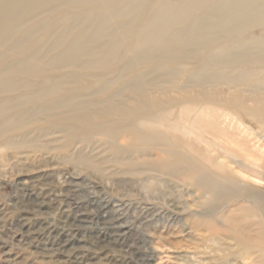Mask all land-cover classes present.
<instances>
[{
	"label": "rangeland",
	"instance_id": "obj_1",
	"mask_svg": "<svg viewBox=\"0 0 264 264\" xmlns=\"http://www.w3.org/2000/svg\"><path fill=\"white\" fill-rule=\"evenodd\" d=\"M156 1L144 0L137 19L130 20L139 12L121 19L123 22L130 21L129 24L120 23L113 28L116 36L122 37L119 45L111 48L113 42L107 41L105 49L100 50L99 55L94 58L85 57L84 60H97L95 67L84 70L69 65L59 72L49 71L52 82L63 78L65 86L61 94L87 95L85 100L92 101V109L101 108L103 105L135 106L140 105L143 99L165 102V107H173L180 101L178 97L181 93H188L187 98L190 100L205 102L208 99L203 87L190 86L183 92L175 87L177 69H181L180 74L182 71L185 75L195 73L202 60H206V57L220 46L235 47L249 42L254 36L264 34V24H256L243 30L237 27L230 34L216 26L209 30L214 37L209 46H201L202 49L189 46L180 56L169 58L170 60L156 56V60L152 57L131 68H125L124 65L130 62L127 50L138 35L140 27L144 26L145 20L151 16L150 8ZM35 25L38 27L40 22L35 21ZM67 25H63L64 28ZM82 27L83 25H80L75 32ZM184 27L185 25H182L179 28ZM130 30L135 31L128 34ZM39 36L40 33L35 38L38 39ZM102 42L106 43L105 39ZM47 44L42 54L46 53L51 45ZM64 48L52 50L49 56ZM244 48L246 47L234 48V54L241 56L256 51L254 47H248L246 50ZM107 49H111V54L104 52ZM259 54L260 60H264V52ZM247 65L237 63L233 68L243 71L259 70L258 76H251L248 81L235 88L228 89L227 85L218 87L220 97L217 100H228L227 103L232 105L229 111L235 115L234 121H239L235 125L240 127L242 137L246 138L250 134L249 146L262 149L264 87L250 92L249 87L264 78V61ZM207 76L202 75L200 79ZM33 83L29 91L19 90L11 94L15 96L18 93L30 92L28 95H31V92L42 88L40 80H34ZM110 97L111 100L99 104L101 100ZM7 98L6 94L0 95L1 106L13 103ZM19 110L20 107L0 112V121ZM33 114L34 112L29 111L23 122L5 126L0 131V264H71L67 257L46 251L45 246L33 237L35 231L47 223H60L62 213L58 209L57 199H54L55 193L67 199L70 217L76 219L77 227L86 240L82 243L84 249L98 245L115 248V257L108 258L101 254L91 261L94 264H264L263 247L241 241L233 233L225 217L229 210L236 209L237 205L243 202L264 213V185L244 178L235 171L253 170L264 177V169L249 162L253 159L246 160L250 157H247L243 150H239V147L225 143L230 153L239 156V161L243 164L248 161L245 165L251 167V170H244L236 163L230 162L228 155L222 154L224 152L209 151L204 145H198L192 140L193 143L196 142L193 145L188 137H181L180 142L194 158L197 168L189 177L183 169L174 172L168 168V164L162 165L164 167L159 165L161 151L157 147L152 149L150 155L145 156H140L137 152L126 153L123 155V161L117 162L113 151L97 133L92 139L86 140L87 130L61 131L58 126L63 125L65 121H61L59 117L47 118L40 113ZM64 126L62 128H65ZM220 127H223V124ZM234 127L231 126L229 131L235 132ZM172 135L174 133L171 132ZM187 142L192 144L191 147L186 145ZM153 143L160 146L162 140L154 139ZM119 146L129 149L131 144L129 140H122ZM263 163L264 158L256 161L259 165ZM189 164L192 163L183 162V168ZM216 164H222L223 168H216ZM28 186L35 187L43 196L47 190L50 191L43 207L31 210L33 200L27 195ZM232 214L236 215V212ZM105 231L111 236L104 242L102 238L99 239V234Z\"/></svg>",
	"mask_w": 264,
	"mask_h": 264
},
{
	"label": "bare ground",
	"instance_id": "obj_2",
	"mask_svg": "<svg viewBox=\"0 0 264 264\" xmlns=\"http://www.w3.org/2000/svg\"><path fill=\"white\" fill-rule=\"evenodd\" d=\"M143 1L0 0V95H8L7 99L13 102L9 106L0 105V112L12 111L20 107L19 111L0 121V131L5 126L23 122L29 111H32L34 114H43L47 118L56 116L61 121H65L63 125L58 126L61 131L67 129L87 130L86 140L92 139L93 135L97 133L109 149L113 151L117 162H122L123 155L126 153L137 152L140 156H145L150 155L152 149L157 147L161 151L159 165L167 166L168 164V168L174 172L183 169L190 177L193 172H196L197 168L195 167L194 158L180 142V138L186 136L193 145L197 142L198 145H204V148L209 151L224 152L222 154L228 155L230 162L236 163L244 170H251V167L245 165L248 161L244 162L245 164L239 161V156L230 153L225 143L239 147V150H243L245 155L250 157L246 160L253 159L249 162L264 169V163L263 165L256 164V161L264 158V152L261 154L264 147L261 149V147L255 148L253 146L254 150L253 147L249 146L248 136L250 134L246 138L242 137L240 127L235 125L239 121L235 122V115L229 111L232 105L227 103L228 100L222 98L217 100L220 97L219 91L217 92L218 87L227 85L228 89L235 88L239 84L242 85V83L248 81L251 76H258L259 70L243 71L233 68V65H237V63L243 65L259 64L264 61L260 60L261 55L259 54L264 52V34L258 33L259 35L254 36L249 42L246 41L247 43L238 45L242 48L254 47L256 51L236 56L233 50L238 46H220L216 51L209 54L206 60H202L201 64L199 63L200 65L195 73L185 75L182 71L180 74L181 69H177L176 74L178 77L176 81L174 80L176 82H174L175 87L182 92L190 86L203 87L205 97L208 99L205 102H198L195 99L190 100L187 98L188 93L187 95L181 93L178 97L180 101L178 100L177 105L173 107H165V102L143 99L140 105L135 106L107 107L108 105H103L101 108L92 109V101L85 100L87 95L61 94L65 86V83L62 82L63 78L55 82L51 81L52 75L49 71L59 72L69 65H75L84 70L95 67L97 60H84L85 57L92 56L91 58H94L99 55L102 49H105L107 41L114 43H112L111 48L119 45L122 37L116 36L113 28L120 23L129 24L130 21L123 22L121 19L139 12L137 16H133L130 20L137 19L141 13ZM150 9L151 16L145 20V25L140 27L138 35L127 50L130 62L128 65H124L125 68H131L140 61H146L152 57H155L156 60V56L167 57L168 59L178 57L189 46H195V48H201L206 44L209 46L211 40L214 39L209 30L216 26L230 34L237 27L243 30L256 24H264V0H157ZM35 21L40 22L38 27L35 25ZM65 24H68L66 28L63 26ZM80 25H83V27L75 32V29ZM182 25H185V27L179 28ZM134 31L130 30L128 34H132ZM247 32L249 34V31ZM39 33L38 39L35 38ZM103 39L106 43H101ZM51 40L53 41L50 42ZM47 43H51V45L48 46L46 53L42 54V50ZM62 47L65 48L57 51L55 55L49 56L52 50ZM205 51L207 52V50ZM104 52L109 55L112 51L107 49ZM159 52L161 54H158ZM46 57L48 58L46 59ZM157 60L159 59L157 58ZM160 61H162V58ZM164 61L166 62V60ZM197 61L200 60L197 59ZM202 75L208 76L200 79ZM37 79L41 81L42 88L31 92V95H28L30 92L27 94L18 93L15 96L11 94L12 92H19V90L29 91L34 84V80ZM139 79L136 78V80ZM102 86L106 87L104 84ZM263 87L264 78H261L249 87V92L261 90ZM111 94L113 95V93ZM111 99L110 97V99L101 100L99 104ZM39 101L40 103L43 101V103L40 104ZM193 113L195 117H193ZM242 115L244 114L242 113ZM66 122H71V124L69 125ZM222 124L223 127H220ZM63 126L65 128H62ZM231 126H235L233 128L235 132L229 131ZM171 132L174 135L171 136ZM169 133L170 135H168ZM154 139L162 140L161 145L155 146ZM122 140L130 141L131 146H129V149L119 146ZM192 140L196 142L193 143ZM191 143L187 142L186 145L191 147ZM183 162L192 164L183 168ZM218 167L223 168V165L216 164V168ZM235 171L244 178L264 185V177L261 176V173L253 170L248 172L235 169ZM27 195L33 200L31 210H34L44 206L50 191L47 190L43 196L35 187L28 186ZM53 195L55 196L54 199H57L62 218H60V223H47L44 227L37 229L34 233L35 236H33L36 241L43 244L46 251L67 257L71 264H94L91 261H94L101 254L108 258L115 257V248H106L105 245L84 249L82 243L86 240H84L77 227L76 219L70 217L67 199L59 193ZM237 206L236 209L229 210L225 216L231 230L241 241L257 244L264 249L263 211L244 202L239 203ZM233 212H236V215L232 214ZM110 236L111 234L108 231L100 232L99 239L102 238L105 242ZM103 264L108 263L103 262Z\"/></svg>",
	"mask_w": 264,
	"mask_h": 264
}]
</instances>
